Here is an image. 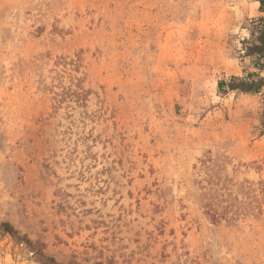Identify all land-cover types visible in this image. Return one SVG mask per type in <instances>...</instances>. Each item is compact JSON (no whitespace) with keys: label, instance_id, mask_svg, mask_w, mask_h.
<instances>
[{"label":"rangeland","instance_id":"obj_1","mask_svg":"<svg viewBox=\"0 0 264 264\" xmlns=\"http://www.w3.org/2000/svg\"><path fill=\"white\" fill-rule=\"evenodd\" d=\"M259 2L0 0V264H264Z\"/></svg>","mask_w":264,"mask_h":264},{"label":"trees","instance_id":"obj_2","mask_svg":"<svg viewBox=\"0 0 264 264\" xmlns=\"http://www.w3.org/2000/svg\"><path fill=\"white\" fill-rule=\"evenodd\" d=\"M260 7L262 8L263 6V2L262 0H260ZM253 50L258 52L259 55H262V57H264V33L261 34V36L259 37L258 39V44H255L253 46ZM235 80V79H233ZM254 84H239L238 86H229V88L231 90H240L241 92H245V93H248V92H252L251 90V86H253ZM262 86H264V80H261V82L258 84V87H256V90H259V88H261Z\"/></svg>","mask_w":264,"mask_h":264}]
</instances>
